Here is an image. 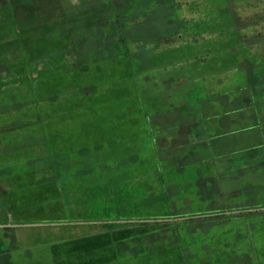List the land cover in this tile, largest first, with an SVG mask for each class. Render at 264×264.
Here are the masks:
<instances>
[{
    "label": "trees",
    "instance_id": "1",
    "mask_svg": "<svg viewBox=\"0 0 264 264\" xmlns=\"http://www.w3.org/2000/svg\"><path fill=\"white\" fill-rule=\"evenodd\" d=\"M188 2L199 17L183 14ZM97 3L106 7L98 36L69 51L79 64L106 51L129 62L154 166L138 179L115 167L105 182L66 197L67 218L43 224L103 232L50 245L52 264H264V205L251 204L264 190V0ZM243 4L254 12L247 20ZM250 222L262 226L261 239Z\"/></svg>",
    "mask_w": 264,
    "mask_h": 264
},
{
    "label": "rangeland",
    "instance_id": "2",
    "mask_svg": "<svg viewBox=\"0 0 264 264\" xmlns=\"http://www.w3.org/2000/svg\"><path fill=\"white\" fill-rule=\"evenodd\" d=\"M96 2L86 6L90 9L80 18L70 15L75 7L65 9V13L69 12L67 17H74L71 19L75 22L66 23L62 19L60 23L71 32L74 40L83 41L86 38L85 32L89 33L90 40L98 36L96 15L99 9L106 10V7L101 4V7H98ZM191 5L189 3L183 6V14L189 18L199 17V12ZM239 10L241 11L238 14L243 20L251 18L254 13L248 4H243ZM147 34L156 36L157 31L149 27ZM70 48L63 52L59 51L60 53L55 56L43 57V71L39 75L43 84L42 87L38 86L37 104L32 107L36 109L37 116L41 114L42 135H37L38 144L35 147L26 150L24 155L28 162L26 178L19 181V184L27 183L28 204L24 214L17 218L22 222L42 224L22 227L18 242L15 240V245L10 246L0 231V250H4L0 251V263L5 261L6 264H52L49 255L50 245L70 238L103 232L99 224L49 226L43 223L65 220L66 197L81 195L88 188L105 182L113 168L117 167L119 168L117 172L127 173L138 179L148 176L154 166L150 129L136 82L132 75L125 77L126 71L130 70L129 62L123 58H114L106 51L102 58L87 61L88 64L87 62L77 64L74 56L76 65L70 68L72 60L69 54L73 52L69 51ZM51 65L53 85L46 87L49 81L45 72H51L48 69ZM15 74L19 77L21 85H11L8 89L0 87V127L10 126L16 121H29L32 118L29 115H33V111L29 110L32 109L29 103L31 100L36 101L34 92L30 91L28 80L22 74L16 72ZM70 78L74 80L70 82ZM226 78L230 79L231 76L228 75ZM17 79L14 78L13 81L17 82ZM4 111L7 113L5 115L11 116L1 118ZM59 141L72 146L71 150L62 153V158L54 157L57 153L55 145ZM253 154L251 157L255 159V153ZM57 173L61 180L57 179ZM68 174H73L69 183L65 178ZM262 185L264 186V183ZM66 187L72 192L66 191ZM251 196L253 199L251 204L264 205L263 189ZM37 200L39 203L36 209H31L34 204L30 202ZM261 227L253 223L249 227L253 236L259 234L258 237H254L255 240L261 239ZM15 229V225L10 226V233L14 234ZM240 255L247 260L246 255ZM249 256L254 257L252 252Z\"/></svg>",
    "mask_w": 264,
    "mask_h": 264
},
{
    "label": "crops",
    "instance_id": "3",
    "mask_svg": "<svg viewBox=\"0 0 264 264\" xmlns=\"http://www.w3.org/2000/svg\"><path fill=\"white\" fill-rule=\"evenodd\" d=\"M95 1L97 0H0V87L8 89L11 85H21L15 72L22 74L28 80L29 89L32 93L34 92L36 99V101H30V108L36 106V96L39 95L38 86L42 87L43 84L39 75L43 71L44 55L64 51L72 47L74 42L71 32L63 28L60 21L63 19L66 23L68 21L75 22L74 19H71L74 17L71 16L77 18L84 16L90 9L86 6L94 4L92 2ZM96 4L99 7L100 3L96 2ZM74 7L76 9H73ZM65 9H73V15L70 14L71 16L67 17L69 12L65 13ZM99 11L100 9L97 14ZM61 28H63L62 32ZM89 36V33L85 32V37L89 38ZM74 56L73 52L69 54V58L72 60L70 68L76 65ZM52 67L53 65L48 68L51 70L50 73L44 71L46 79L49 81V85L46 87L53 85ZM14 78H18L17 82L13 81ZM73 80L74 78H70V82ZM29 110L33 111V115L29 116L34 117L35 120L31 118L29 121H16L10 126L0 127V231H2V237L7 240L8 246L11 245V239L4 230H9L14 222H22L17 217L24 214L28 204L27 183L19 184L21 178H26L27 173L28 162L24 155L28 148L38 144L37 135H42L41 114L37 116L35 108ZM2 113L1 118L11 116L10 114L5 115L7 114L5 111ZM30 136H35V138ZM69 149H72L71 145L59 141L55 145L57 153L54 157L62 158V153ZM21 151H23L22 155ZM71 175L73 174H68L65 177L67 183H69ZM57 176V179L61 180L58 173ZM66 188V191L72 192L68 187ZM30 203L34 204L31 209H36L39 201ZM15 228L14 237L18 242L22 226H15ZM0 251L4 252V250ZM1 264H6V262L3 261Z\"/></svg>",
    "mask_w": 264,
    "mask_h": 264
}]
</instances>
